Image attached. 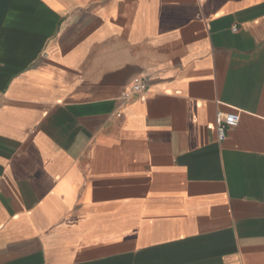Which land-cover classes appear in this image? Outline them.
Instances as JSON below:
<instances>
[{"label":"crops","instance_id":"crops-1","mask_svg":"<svg viewBox=\"0 0 264 264\" xmlns=\"http://www.w3.org/2000/svg\"><path fill=\"white\" fill-rule=\"evenodd\" d=\"M0 264H264V0H0Z\"/></svg>","mask_w":264,"mask_h":264},{"label":"built area","instance_id":"built-area-1","mask_svg":"<svg viewBox=\"0 0 264 264\" xmlns=\"http://www.w3.org/2000/svg\"><path fill=\"white\" fill-rule=\"evenodd\" d=\"M234 31L236 32L237 29L235 28ZM148 85L146 81L141 78L137 77L134 79L133 83L131 84L128 91H126L123 96L122 100L124 102H128L134 96H144L148 93ZM240 123V116L237 112H232L229 114L220 113L217 116V134L218 139L220 142H223L227 139L228 132L231 129L236 128Z\"/></svg>","mask_w":264,"mask_h":264}]
</instances>
